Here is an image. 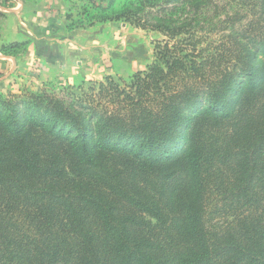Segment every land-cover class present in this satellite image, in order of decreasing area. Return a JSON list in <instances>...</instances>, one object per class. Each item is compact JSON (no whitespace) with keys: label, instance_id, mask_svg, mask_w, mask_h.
Masks as SVG:
<instances>
[{"label":"trees","instance_id":"trees-1","mask_svg":"<svg viewBox=\"0 0 264 264\" xmlns=\"http://www.w3.org/2000/svg\"><path fill=\"white\" fill-rule=\"evenodd\" d=\"M208 3L109 0L164 36L144 70L0 93V264H264V0L215 42L172 19Z\"/></svg>","mask_w":264,"mask_h":264},{"label":"rangeland","instance_id":"rangeland-1","mask_svg":"<svg viewBox=\"0 0 264 264\" xmlns=\"http://www.w3.org/2000/svg\"><path fill=\"white\" fill-rule=\"evenodd\" d=\"M108 1L0 0V93L45 89L67 100L80 93L78 86L87 89L106 77L121 82L144 70L153 61L155 41L164 36L100 14ZM123 1L114 0L115 7ZM259 7L260 0H209L197 13L181 6L172 19L197 23L215 42L227 33L218 29L221 22L245 24ZM19 42L25 46L8 47Z\"/></svg>","mask_w":264,"mask_h":264},{"label":"crops","instance_id":"crops-1","mask_svg":"<svg viewBox=\"0 0 264 264\" xmlns=\"http://www.w3.org/2000/svg\"><path fill=\"white\" fill-rule=\"evenodd\" d=\"M42 46H43V44L41 43V44H37V45H35V47H36V50L38 51V49L40 48L41 49V51H42ZM35 47H34V50H35ZM38 53H39V51H38ZM42 53V52H41ZM12 63H13V61H11Z\"/></svg>","mask_w":264,"mask_h":264}]
</instances>
